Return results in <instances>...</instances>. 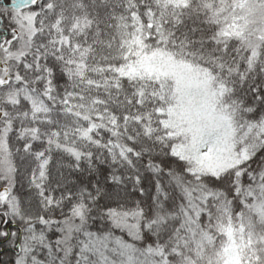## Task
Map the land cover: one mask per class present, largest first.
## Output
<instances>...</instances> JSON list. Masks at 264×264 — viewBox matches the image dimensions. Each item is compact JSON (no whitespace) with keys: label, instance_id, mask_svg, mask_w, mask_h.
Listing matches in <instances>:
<instances>
[{"label":"snow or ice","instance_id":"6c2138e0","mask_svg":"<svg viewBox=\"0 0 264 264\" xmlns=\"http://www.w3.org/2000/svg\"><path fill=\"white\" fill-rule=\"evenodd\" d=\"M264 264V0H0V264Z\"/></svg>","mask_w":264,"mask_h":264},{"label":"trees","instance_id":"16d2710c","mask_svg":"<svg viewBox=\"0 0 264 264\" xmlns=\"http://www.w3.org/2000/svg\"><path fill=\"white\" fill-rule=\"evenodd\" d=\"M232 258L236 261V264H238V257L233 255Z\"/></svg>","mask_w":264,"mask_h":264}]
</instances>
